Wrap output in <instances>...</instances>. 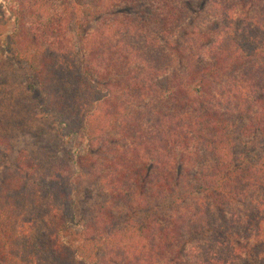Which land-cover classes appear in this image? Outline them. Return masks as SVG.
<instances>
[{"label": "trees", "instance_id": "1", "mask_svg": "<svg viewBox=\"0 0 264 264\" xmlns=\"http://www.w3.org/2000/svg\"><path fill=\"white\" fill-rule=\"evenodd\" d=\"M5 24L31 131L0 150L31 139L0 264H264V0H0Z\"/></svg>", "mask_w": 264, "mask_h": 264}, {"label": "rangeland", "instance_id": "2", "mask_svg": "<svg viewBox=\"0 0 264 264\" xmlns=\"http://www.w3.org/2000/svg\"><path fill=\"white\" fill-rule=\"evenodd\" d=\"M8 29H9V26L7 24H5L2 27V29L0 30L1 38L4 37ZM1 55L2 54L0 51V74H1L0 84L3 86L4 85L11 86L12 84L10 83V80H9V84H7L6 82L8 81L5 80L6 78H10V77L5 76L7 73L6 71L7 62L6 60L2 59ZM16 98L17 97H15V99ZM21 100L19 99V101L17 102H20ZM5 101L0 103V127H1L0 131L2 128L7 127V131L13 134L21 130L30 132L31 131V121L29 119H31V110L28 109L24 113L22 112V109H21V112H19L18 110L13 111L12 108L5 106V103L7 104V102ZM17 135H18L16 136L17 139H13L9 142L8 150H3V151L0 150V165L8 166V164H10L13 158L16 156V153L20 151L22 148H24L25 147L24 144L31 139L30 137L20 138L21 135L19 134Z\"/></svg>", "mask_w": 264, "mask_h": 264}]
</instances>
